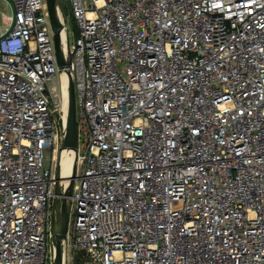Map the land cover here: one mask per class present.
Here are the masks:
<instances>
[{"label": "built area", "instance_id": "built-area-1", "mask_svg": "<svg viewBox=\"0 0 264 264\" xmlns=\"http://www.w3.org/2000/svg\"><path fill=\"white\" fill-rule=\"evenodd\" d=\"M11 6L0 264L55 263L63 73L87 124L65 264H264V0H57L65 67L48 1Z\"/></svg>", "mask_w": 264, "mask_h": 264}, {"label": "water", "instance_id": "water-1", "mask_svg": "<svg viewBox=\"0 0 264 264\" xmlns=\"http://www.w3.org/2000/svg\"><path fill=\"white\" fill-rule=\"evenodd\" d=\"M47 1L50 9L51 21L54 29V40H55L57 57H58V63L61 67H65L69 63L65 59L64 50H63L62 34H61L62 24L60 23L57 17V9H56L57 0H47ZM69 76H70L69 113H68V123H67V134L65 141L62 145V149L64 148L74 149L77 153L79 149L80 130H79L77 105H76V90H75L73 77L70 73ZM77 160L75 162L73 176L71 178V182L67 190L68 194H71L74 189L75 178L77 176ZM60 180H61V173L59 166L57 168V182H56V193L58 194V197L55 200L56 216L53 224V234L56 240V258L54 264H65L61 242H62V238L67 235L70 224V213L67 204V199L66 197L64 198L60 197V195L62 194Z\"/></svg>", "mask_w": 264, "mask_h": 264}, {"label": "bare ground", "instance_id": "bare-ground-1", "mask_svg": "<svg viewBox=\"0 0 264 264\" xmlns=\"http://www.w3.org/2000/svg\"><path fill=\"white\" fill-rule=\"evenodd\" d=\"M63 45L66 47V38L64 33ZM69 82L70 76L68 73H63L61 77L62 92L64 94V110L65 118L68 123V113H69ZM77 160V153L74 149L64 148L59 155L60 162V173L61 179L64 184L68 185L73 176L74 165Z\"/></svg>", "mask_w": 264, "mask_h": 264}, {"label": "rangeland", "instance_id": "rangeland-1", "mask_svg": "<svg viewBox=\"0 0 264 264\" xmlns=\"http://www.w3.org/2000/svg\"><path fill=\"white\" fill-rule=\"evenodd\" d=\"M12 0H0V22L3 25L4 28H8L9 25L12 22V6H11ZM63 12L65 14V17L67 18V21L69 23V35H70V40H74V35H75V27H74V21L70 17L71 15V9L67 1L64 2L63 4ZM63 99H64V94H63ZM78 123H79V130L80 134L83 135L87 132V124L81 116L78 117ZM85 144L81 145V149L84 150ZM52 158V153L49 155V159ZM72 209V204L70 203L69 205V210Z\"/></svg>", "mask_w": 264, "mask_h": 264}]
</instances>
